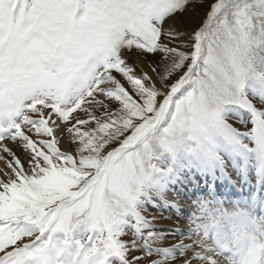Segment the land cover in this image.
<instances>
[{"label":"snow or ice","instance_id":"1","mask_svg":"<svg viewBox=\"0 0 264 264\" xmlns=\"http://www.w3.org/2000/svg\"><path fill=\"white\" fill-rule=\"evenodd\" d=\"M0 264H264V0H0Z\"/></svg>","mask_w":264,"mask_h":264}]
</instances>
